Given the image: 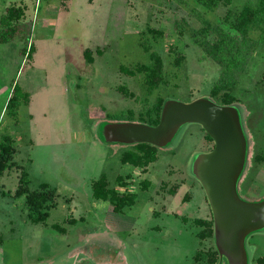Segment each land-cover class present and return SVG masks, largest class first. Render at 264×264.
Wrapping results in <instances>:
<instances>
[{"label":"rangeland","instance_id":"rangeland-1","mask_svg":"<svg viewBox=\"0 0 264 264\" xmlns=\"http://www.w3.org/2000/svg\"><path fill=\"white\" fill-rule=\"evenodd\" d=\"M9 5L23 8L17 22L28 30L25 38L20 32L0 43V133L10 135L13 147L0 174V264H87L81 249L93 239L88 236L104 231L127 264H211L192 257L201 244L196 232L204 228L192 219H210V211L200 185L185 172L192 152L212 147L204 131L187 124L172 147L158 148L154 161L134 167L120 163L125 148L102 143L95 126L147 122L142 112L157 95L182 102L208 95L219 68L191 42L187 28L199 26L200 18L215 22L225 7L207 11L192 0H0V15ZM30 43V54H23ZM151 51L161 59L164 83L148 93L135 66L148 63ZM263 66L259 44L234 90L247 114L253 110L250 125L245 119L248 163L238 184L249 200L264 194V159L252 158L264 156V90L257 84ZM13 85L19 88L14 115L5 109ZM21 171L28 190L40 183L54 190L41 222H29L23 196L13 194ZM101 173L108 187L137 192L133 204L111 213L106 201L92 198L90 184ZM104 220L108 227L120 224L105 230ZM204 240L215 260L211 238ZM247 244L253 264L264 256V233L251 234Z\"/></svg>","mask_w":264,"mask_h":264},{"label":"water","instance_id":"water-1","mask_svg":"<svg viewBox=\"0 0 264 264\" xmlns=\"http://www.w3.org/2000/svg\"><path fill=\"white\" fill-rule=\"evenodd\" d=\"M247 110L238 101L221 104L209 95L182 102L162 100L155 124L134 121H100L96 137L104 144L145 142L157 148L172 147L183 128L197 124L212 141L206 151L190 155L185 172L200 185L210 216L218 264H250L251 234L264 233V194L245 199L238 184L248 163L250 139L245 124Z\"/></svg>","mask_w":264,"mask_h":264},{"label":"trees","instance_id":"trees-1","mask_svg":"<svg viewBox=\"0 0 264 264\" xmlns=\"http://www.w3.org/2000/svg\"><path fill=\"white\" fill-rule=\"evenodd\" d=\"M192 1L207 11H213L219 4L225 7L224 13L215 22L200 18V25L197 27L188 26L187 32L191 42L199 47L204 55L219 68L218 75L208 90V95L221 104L238 101L234 95V90L239 77L245 70L256 47L259 44L264 45V0H244L238 9L229 7L233 0ZM22 15L23 8L20 6L9 5L4 8V12L0 15V43L21 36L18 35L20 32L23 33L21 37L25 38L28 28L17 22ZM31 50L32 45L30 43L27 50L26 47L22 48V53L29 55ZM84 56L90 61L88 50L84 51ZM148 57L149 62L137 64L135 70L143 73V83L146 92L149 93L153 88L163 84L164 78L159 55L151 51ZM173 61V64H179L178 57ZM127 72L132 74L133 71L127 70ZM257 84L264 90V66ZM17 93H19V88L17 85H13L5 103V109L12 115L19 105ZM19 98L26 102V93H21ZM162 100V96H155L151 105L143 110L141 116L148 119L144 123L153 125L157 122ZM252 114L253 110L248 107L246 116L248 125H250L249 121ZM204 136L207 140H211L207 134L204 133ZM157 150L158 148L151 144L137 142L124 149L119 160L133 166H146L156 158ZM12 152L10 135L0 133V174L10 165L9 160ZM252 158L253 161H257L263 160L264 156L255 154ZM116 183L124 184L120 177L116 178ZM26 184V173L21 171L13 194L23 196V201L28 210L27 219L33 223L41 222L48 216V209L54 204V190L45 183H40L35 190H28ZM142 187H146V182H143ZM90 190L93 198L107 201L115 211H119L123 206L131 205L134 200L133 194H119L114 189L109 188L104 173H101L91 182ZM192 221L204 225V228L197 235L211 237V218L207 220L194 218ZM208 262H214V258H208Z\"/></svg>","mask_w":264,"mask_h":264},{"label":"flooded vegetation","instance_id":"flooded-vegetation-1","mask_svg":"<svg viewBox=\"0 0 264 264\" xmlns=\"http://www.w3.org/2000/svg\"><path fill=\"white\" fill-rule=\"evenodd\" d=\"M87 61H89V60H87ZM90 61H91V59H90ZM109 145L110 146H113V147H114V145H117V148H125V149L128 148V147H130V145H118V144H109ZM120 163H122V162H120ZM122 164L123 165L124 164L130 165L129 163H122ZM131 166H133V165H131ZM134 167H144V166H134ZM105 177H106V175H105ZM117 177H120V176H116L115 177V181H116V178ZM121 180H122V178H121ZM141 182H142V185H143V182H146V186L148 184V181H144L143 180ZM116 185L118 187H124L126 185V183L124 182L123 185H119L118 183H116ZM142 185H141V187H142ZM109 188L114 189L119 194H133L134 195V198L136 197L135 194L137 192H134V191H119V189L118 188H115V187H109ZM143 190H146V187L145 188L142 187V191ZM238 192H239V189H238ZM239 194L241 195L240 192H239ZM90 195H91V190H90ZM241 196L243 198L247 199L244 195H241ZM97 200H100V199H97ZM204 201H205V204L207 205V202H206L205 197H204ZM107 204L110 206L109 209H110V212L111 213L112 212H121V210L124 207H128V206H123V207L120 208L119 211H115V210L112 209V205L110 203L107 202ZM151 212H154V214H155V209L152 208ZM210 218H211V216H210ZM108 222H109L108 220H104V223H106L103 226L104 229L105 230L114 229L112 226H115V225H112V226L108 227V225H109ZM31 223H33V222H31ZM192 223H193V221H192ZM119 224L120 223L116 224L115 227H118ZM199 225H203V224H200L199 223ZM203 227H204V225H203ZM58 229L60 231H63V229L61 230V228H58ZM101 230H103V229H101ZM200 230H202V229H199L196 232V235H197L198 232H201ZM88 237H91L93 239L90 240V242H88V246L85 245V248L84 249H81L82 252L85 254V256L88 259V263L87 264H112L114 261H116V262L119 261V264H127L126 261H124L123 259H121V255L120 256L118 255V252H117V249L118 248H113V246H114L113 241L107 236V233L105 231L104 232H100V233L95 234V235H92V236H88ZM197 237L199 238V241H200L201 244H200L199 248L195 250V253L192 256L194 258V262L195 261H204L205 263H208L207 261H208V256H209V253L210 252H208V250L204 248L205 245L203 244L205 242L204 238H206L208 236H205V235H201V236L200 235H197ZM210 238H211V242H212V246H213V238H212V235H211ZM212 252L215 253V260L211 264H218L219 257H218V254H217L216 250L214 249V246H213ZM210 254L212 255V253H210ZM209 258H210V256H209ZM221 263L222 264H225L224 258H222ZM195 264H197V262ZM253 264H264V256H261V257L256 258V260L253 261Z\"/></svg>","mask_w":264,"mask_h":264}]
</instances>
